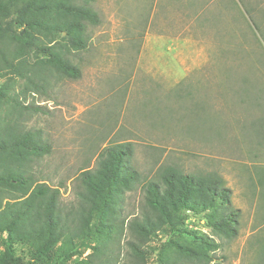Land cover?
Here are the masks:
<instances>
[{
    "label": "rangeland",
    "instance_id": "rangeland-1",
    "mask_svg": "<svg viewBox=\"0 0 264 264\" xmlns=\"http://www.w3.org/2000/svg\"><path fill=\"white\" fill-rule=\"evenodd\" d=\"M89 4L99 23L86 25V48L68 54L78 78L39 77L34 58L30 70L0 75V84L10 81L0 123L20 121L24 131L38 130L50 147L28 166L32 179L59 187L66 213L77 207L81 170L93 168L105 146L130 142L137 179L117 203L126 224L142 210L144 184L159 180L165 167L216 173L239 216L234 237L212 235L219 247L210 264H264V0ZM30 81L38 85L34 92L25 91L32 90ZM183 227L210 235L196 216ZM183 231L159 233L149 244L172 240L191 249L193 234ZM102 239L96 248L106 256L93 255L94 264L136 261L126 229H109ZM14 248L22 262L30 259L31 246ZM51 252L35 264H49ZM181 253L178 249L174 264H205ZM146 263L155 264V254Z\"/></svg>",
    "mask_w": 264,
    "mask_h": 264
},
{
    "label": "trees",
    "instance_id": "trees-1",
    "mask_svg": "<svg viewBox=\"0 0 264 264\" xmlns=\"http://www.w3.org/2000/svg\"><path fill=\"white\" fill-rule=\"evenodd\" d=\"M90 1L0 0V75L30 70V59L34 58L39 77L44 73L78 78L80 70L68 54L86 48V25L99 23ZM9 82L0 84V108L6 101ZM29 84L32 90L27 92L38 87L35 81ZM15 101L26 111L31 107ZM4 118L0 116V120ZM22 126L15 119L0 123V236L5 234L0 264H35L51 250L49 264H94L93 255L106 256L96 245L104 243V233L117 226L133 237L126 243L136 261L126 264H147L152 254L155 264H174L178 249L182 250L179 256L210 264L211 252L219 247L212 235L229 238L237 234L239 210L233 207L231 191L222 177L185 173L172 166L163 169L159 180L144 184L142 210L125 224L118 216L117 203L137 179L130 163V142L105 146L95 166L81 170L77 207L62 212L59 187L34 180L28 172L33 161L49 153V144L38 130L24 131ZM191 216L199 217L210 235L183 227ZM183 230L193 234L191 249L172 240L149 244L159 238V233L181 236ZM16 244L32 247L30 259L22 262L15 255ZM88 249H92L91 254L69 262Z\"/></svg>",
    "mask_w": 264,
    "mask_h": 264
},
{
    "label": "crops",
    "instance_id": "crops-1",
    "mask_svg": "<svg viewBox=\"0 0 264 264\" xmlns=\"http://www.w3.org/2000/svg\"><path fill=\"white\" fill-rule=\"evenodd\" d=\"M185 12V11H184ZM188 12V11H187ZM180 15H184V13H181Z\"/></svg>",
    "mask_w": 264,
    "mask_h": 264
}]
</instances>
